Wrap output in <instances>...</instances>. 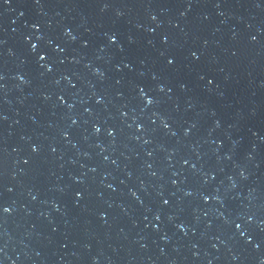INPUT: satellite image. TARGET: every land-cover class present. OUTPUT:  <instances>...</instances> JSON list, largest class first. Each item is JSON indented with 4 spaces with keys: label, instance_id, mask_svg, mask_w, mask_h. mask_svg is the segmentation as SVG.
<instances>
[{
    "label": "water",
    "instance_id": "95a60500",
    "mask_svg": "<svg viewBox=\"0 0 264 264\" xmlns=\"http://www.w3.org/2000/svg\"><path fill=\"white\" fill-rule=\"evenodd\" d=\"M0 264H264V0H0Z\"/></svg>",
    "mask_w": 264,
    "mask_h": 264
}]
</instances>
